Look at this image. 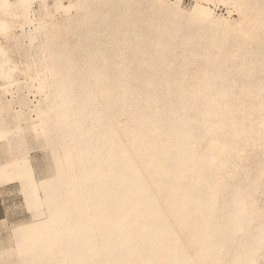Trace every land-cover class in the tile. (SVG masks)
Segmentation results:
<instances>
[{
  "label": "bare ground",
  "instance_id": "1",
  "mask_svg": "<svg viewBox=\"0 0 264 264\" xmlns=\"http://www.w3.org/2000/svg\"><path fill=\"white\" fill-rule=\"evenodd\" d=\"M31 1L0 0V36L14 29L12 22L21 13L26 21L22 29L28 35L30 46L33 43L30 35L35 29L47 30L53 25L52 20L44 21V17L36 23L27 19L26 11L31 8ZM116 1L118 5L119 1ZM123 1L146 5L148 8L139 18L141 27L148 26L151 31L154 27L150 40L137 29L142 34L139 38L145 37L149 41H144L149 48H145L144 42L137 43L140 71L133 62L136 71H128L123 82L119 80L120 76L114 75L113 87H124L119 94L113 92L115 95L109 96L110 101L106 98L111 108L97 101L104 109L109 108L107 111L96 107V97L101 92L99 94L98 91L99 96L97 90L95 95L94 89L92 93L87 92L89 95L83 97L92 95L94 100L93 105L89 106L87 118L84 113L88 108L86 104L90 102L89 97L85 104L86 99L83 98V103L78 102L73 106L70 101L65 106L67 93L73 96L70 94L72 90L75 93L80 88L74 90L68 87L69 84L57 83V97H64L63 104L52 105L49 111L53 116L34 121L33 124L36 132L49 140L54 160V175L39 187L40 199L28 171L23 167H14L17 170L14 178L22 182L21 190L26 204L36 208L43 205L45 209L42 210L44 217L42 220L40 218L41 221L37 220L31 227L14 230L17 232L13 241L16 242V253L21 264H257L258 259L264 258V199L263 205L257 207L253 194L261 190L264 196V180L260 181L257 176L253 179L249 176V179L248 175L241 178L239 171L242 172L243 168L228 166L227 160L231 159L229 156L233 155L232 147L235 144L245 150L251 140L259 141L258 149L264 144V40H259V46L263 48L256 47L252 55L245 53L246 48L249 51L247 44V47L243 45L245 50L238 43L236 47L232 43L228 48L230 51L234 46L235 51H242L245 53L243 55L226 51L224 42L233 33L241 32L245 20L240 14L238 21L216 16L213 10L204 5L210 0H192L191 7L183 6L182 0ZM220 1L223 4L228 0ZM77 2L65 8L64 12L68 13L71 8L76 16L82 17L74 21V31L86 32L78 31L79 37L96 36L104 23L109 25L112 20L116 21L113 15L117 12L110 3V7H104H109L110 12L115 10L111 14L113 19L109 13H101L103 4L98 11L93 10L94 15L92 7L89 12L90 0ZM229 4L237 7L235 0ZM121 10H117L118 13ZM253 10L251 8L250 12ZM128 11L132 13L130 8ZM228 13L230 17L232 13ZM88 15H94L93 20L87 19ZM255 16V23L248 30L244 27L242 37L255 33L256 38H261L264 34V4ZM120 17H124V14ZM121 18L117 17V22ZM129 18L127 22L121 20L127 23L123 22L126 25L122 30L117 26L119 24H115L117 27L111 24L117 28L116 34L119 33L124 40L126 36L136 39L139 34L136 33L135 19ZM72 25L64 22L65 30L71 29ZM70 31V36L75 33L71 34ZM113 34L111 37H114ZM140 39L135 41L139 42ZM200 42L204 46L197 54L191 47L201 48ZM250 42V46H253ZM188 46L190 49H184ZM132 47L129 46L130 50ZM85 49L87 52L88 48ZM66 56L68 59L73 57L70 54ZM196 57L203 59L199 64L202 67L200 71H196V66L195 71L171 70L175 65L178 70H188V63ZM67 58L56 59L60 68L70 70L73 62L72 68L79 64L75 63L77 60ZM245 60L249 61L247 65L251 62L252 69L249 65L244 72L245 66L242 65L243 71H239L236 63L242 64ZM56 63L55 66L58 65ZM256 66L258 71L255 70ZM68 70V73L62 71L61 75L66 73L72 76V71H76L75 68ZM78 72L74 73L77 75ZM51 84H45V89L42 86L45 94L43 90L42 93L56 97L57 91H53ZM84 91L77 93L83 94ZM71 109L81 111L70 119L67 113ZM115 114L119 115L118 120L125 117L124 121L113 119ZM252 147L248 150H252ZM0 175L4 176L3 173ZM65 180L67 184H64ZM36 212L32 211L33 214ZM2 258L0 253V264H10L2 261Z\"/></svg>",
  "mask_w": 264,
  "mask_h": 264
},
{
  "label": "rangeland",
  "instance_id": "2",
  "mask_svg": "<svg viewBox=\"0 0 264 264\" xmlns=\"http://www.w3.org/2000/svg\"><path fill=\"white\" fill-rule=\"evenodd\" d=\"M12 1H14V0H12ZM77 1H80V0H32L30 2L31 8L28 9L30 12L28 10L26 11L27 19L29 18L30 19L29 21L33 20L32 21L33 23H36V21L38 19H42L43 17H44L43 18L44 21H51V20L53 21V25L51 27L47 28V30H41V29L36 30L35 29L31 33L30 36H31V39L33 41L32 46H30V40L28 38L27 33L23 32L24 30L22 29L23 25H25V22H26L25 17L22 13L18 16V18L16 19L15 22H12V24L14 25V29L8 31L5 35H1L2 37H4V39H2L0 36V173L4 174V176L0 175V253L2 254V257H3L2 261H7L10 264H21V261L17 255L18 253H16L17 252L16 251L17 245H15L16 242L13 241L15 239V238L13 239V236L15 237V233L17 231H19L20 229L26 227V226L27 227L33 226L34 222L36 223L37 220L41 221L44 217L43 211H45V209H44L43 205H41L42 207L41 206L38 207V208H42V209L37 210L38 208H36L35 206H31V205L28 206V204H26L25 197H23L22 190H21L22 189V185H21L22 182H20L19 180L14 178L15 175L17 176V170H15L14 167L15 166H17V168L23 167L25 170L28 171V173L31 176V181L34 182L37 186L38 194H39L38 197L40 199L41 190L39 189V187H41L44 183L50 181V179L54 175V172H55L54 171V160H53V157L51 155V151H50V147H49L50 142L48 143L49 140H45L44 139L45 137H42L41 135H39L36 132V130L34 129L33 124H34V121L37 122L38 120L41 121L44 119H50L53 116V113L49 111L50 108L52 107V105L57 104L58 106H60V103H61V105L63 104L62 99L64 97H60L61 99L58 98L59 96L57 97V95H59V92L57 91V87H59V86H57V83L59 85H60V83H62V85L64 83L69 84L68 87L71 86L72 87L71 89H74V90L80 88V91L76 90L75 93L72 90V92L70 94H72L73 96L76 94V96H74V97L68 95L69 93H67V95L65 96L66 98L64 99V101H66V102L63 104L65 106H67L68 103H70V101H71L70 104L73 103L72 105L74 106L78 102L83 103V101H81L83 98L86 99V100L84 99L85 100L84 104L87 103L88 100L90 99L89 100L90 102H88V104H86L88 108L86 110V114L84 113L85 118H87L86 115L89 116L90 107H91V105H93L92 103H94L93 102L94 100L92 98V95L90 97L88 96L89 97L88 100H87V98H88L87 96L86 97H83V96L86 94L89 95V93H87V92H91V91H93V89H94L93 95H95L96 90H97V96H99L98 91H99V94L101 92V94L103 95L102 96L100 94L99 97H96V99L98 98V100H96V102L99 101L100 104L102 103L104 106L106 105L105 107L109 106L111 108L112 105L110 106V104H109L110 102L108 103L107 99H108V101H110L111 95L119 94L121 89L124 87V86H122V87H118L116 89H115V87H113L114 75L117 74L118 76H120L119 80H121L123 82V80L127 77L129 72L131 73V71H133V70L136 71V69H134V67L137 68V71H140L141 65L138 64L140 61V56H139V50L140 49L138 48L137 43L140 44V42L141 43L144 41L147 42L146 41L147 39L150 40V37L152 36V34H150V32L153 33V31H154V27L152 26L153 25L152 23H151V26L153 27L152 31L148 28V26H147V28L150 31L146 27H141L142 21L139 18L144 14V11H145L144 9L148 8L146 5H141L140 3L138 4L137 2L129 4V2L126 3L123 1V3H122V0H121V5H122V8H121V5H119L120 0H118L119 6L117 5L116 0H105L106 2L104 0H102L103 2H101V0H98V2H97V0L96 1L90 0L91 1V3L89 4L90 9L88 8L89 12L91 10V7H92L91 11H93V10L98 11L99 7L103 4L102 5L103 8H101L102 6L100 7L102 9L101 13L107 12V13H109V15L112 18V15L115 12V10L117 13H118L117 10H121V9L122 10H121V13L120 12L118 13L119 16L118 15L114 16L117 13H115L113 15L114 18L116 17L115 18L116 21L112 20L113 23L111 21V23L109 25L104 23L103 27L100 28V31L97 33L96 36L91 35L90 37H88L87 35H82V37H79L78 33H77L78 31H81V33H84V34H86V32L82 31V30L74 31V29L76 28V27H74L75 26L74 21L77 18H79L81 20L82 17H80L78 15L76 16L75 11L71 8H70L68 13L64 12L65 8H67L68 6L71 7V6L75 5L76 3H78ZM211 1L212 0H210V2L209 1L204 2V5H206L211 10H213V13L215 15L217 14L220 17L221 16L226 17V18L228 17L232 21H238L240 19L239 14L242 17H244L245 21L243 22V24L240 28L241 32L245 31L244 27L246 30H248L255 23V21L257 19V16H255V15H257L258 10H260L261 5L264 4L263 0H243V1L235 0L237 3V7L234 8L229 4L232 0L231 1L228 0L227 2H224L223 4L220 0H213L212 3H211ZM71 2H75V3L73 4ZM94 2L96 4L99 3L100 5H96ZM240 2H241V4H240ZM109 3L111 5V7H113L115 9V10H112V12H110L111 10L109 9V7H110L108 5ZM115 3H116V5H115ZM182 4L185 7H191L192 6V0H182ZM114 5H115V7H114ZM32 6H34V7H32ZM49 6H50V8H49ZM104 6H109V7H106L107 8L106 9ZM117 6L120 8L118 9ZM93 7H95V8L93 9ZM250 7L254 9L253 10L254 12H250V10H251ZM113 8H111V9H113ZM129 8L132 12L130 14L133 16H131L129 14V12H130V11H128ZM229 8H231L232 11ZM94 11L92 14H94ZM32 12H33V14H32ZM228 12L232 13V14H230L231 15L230 17H229V15H227V14H229ZM123 14H124L125 18L120 17V16H123ZM94 15H92V17H94ZM92 17H90L88 15L87 19L93 20ZM117 17H118V19L121 18V20H125L126 22H127V20L130 19L129 17H133L135 19V22H136V26H135L136 31H137V29L141 30L140 32L144 33V35H146L147 39L145 37H143L144 40H143V38H141L143 40L142 41L139 38V37H141L142 34L138 31L136 32L137 34L139 33L138 36L136 35V39L137 40L140 39L141 41H139V42L135 41L136 40L135 37L132 39V37L130 38V37L126 36L127 39L128 38L129 39L124 40L119 33H117V34H119L120 36H117V34H116L117 31L115 30L117 28H113V27L114 26L115 27L120 26L121 27L120 30H122V28L124 29L125 25L127 24L125 21L121 22V20H119L120 22H117L118 21ZM63 20H65V21H63ZM62 22H63V25H62ZM64 22L72 23L73 25L71 26V29L69 28L68 30L67 29L65 30ZM123 22H125L126 24L124 23L125 25H123ZM116 23L119 25H117ZM138 23H140V24H138ZM111 24H113L114 26ZM137 26H139V27H137ZM17 27H18V29H17ZM144 28L147 31V33H146V31H144ZM70 30H72L73 32H71ZM69 31L71 32V34L74 32L75 33L70 36ZM113 32H114V34H113ZM241 32L233 33V35L230 36L231 38L228 37V41L226 40V42H224L223 45L224 46L227 45L226 47H224L225 49H227L226 51H228L229 46H232L234 44V46L236 47L237 43H238V45L241 48H244V50L247 47V45H249V47H248L249 51L247 52V48H246L245 53L247 55H250V54L252 55L253 52H255L254 49L262 47V46H259V43L262 40H264V36H262L264 34L261 35V38L260 37L256 38L255 33H253V34L249 33L250 35L245 34L246 37H242L244 33L242 34ZM75 34H77V35H75ZM112 34L114 37H111ZM234 34H237V35L240 34V35L236 36ZM7 35H9V36L7 37ZM73 35H75V36H73ZM147 35L149 37H147ZM5 36H6V38H5ZM233 36H234V39H233ZM247 36L251 39H249ZM116 37L118 39H116ZM236 38H238V39H236ZM246 38L249 39L248 40L249 42L251 40V42H252L251 45H253V46H250V44H249V42H247ZM232 39L235 41L232 42L233 41ZM129 40L132 43L129 42ZM259 40H260V42H259ZM46 41H48V42H46ZM50 41L51 42L53 41V43H51ZM230 41H231V43L229 45ZM50 43H51V45H50ZM133 43L135 46L133 45V47H132ZM147 43H145L146 44L145 48H149V47H147L148 46ZM75 44H76V47H74ZM201 44H202V42H200V45ZM128 45L130 47H132L131 50H130ZM243 45H246V47L245 46L243 47ZM77 46L78 47L83 46V47L80 49ZM202 46H204V45H201V48L199 46H196L197 48L191 47V49H193L194 52L198 54L200 52V50L202 49ZM234 46L232 49H230L231 52L228 51L229 53L241 54V55L245 54L242 51H240V52L235 51ZM84 47L88 48L87 52H86V49ZM64 48H66L65 49L66 52L63 51ZM75 48L76 49L78 48L79 50H74ZM133 49H135V51ZM179 49L180 48H178L177 50H179ZM184 49L188 50V49H190V46H188L187 48L184 47ZM44 50H45V52H44ZM80 50H81L82 54H81ZM84 50L86 53L84 52ZM89 50H90V52H88ZM111 50H113L114 54L111 53ZM198 50H199V52H198ZM60 51L62 53H60ZM67 51H68V53H67ZM91 51H93L94 53ZM133 51L136 53V56H135V53ZM83 52L85 53V55L83 54ZM128 52H130V54ZM132 52L134 55L133 54L131 55ZM46 54H48L47 58H46ZM65 54L66 55L70 54L74 58L71 57L68 59L67 58L68 56H66ZM91 56H92V60L90 59ZM99 56L102 57L103 60ZM43 57H44V59H43ZM54 57H55V59H53ZM59 57H61L63 59L67 58V60H72V59L74 61L77 60V62L75 61V63L78 64V62H79V64L76 65V67L73 66V68H75L76 71H79L77 73L78 76L76 75V73H74L76 71H74L72 68V65H74V62L72 63V65H70V67H71L70 70H68V68L64 69V68H62V66L60 68L59 63L57 62L58 65L56 63V59ZM93 57L94 58L96 57V58L94 59ZM135 57H136V59H135ZM39 58H40V60H39ZM109 58H111V59H109ZM51 59L54 61L51 62ZM126 59H127V61H126ZM128 60L129 61L132 60L131 61L132 63L129 62ZM198 60H200V61H198ZM97 61H99V62L101 61V63L103 61V63L100 64ZM195 61H197V63ZM201 61H203L202 58L196 57V58H194V60L191 61V63L190 62L188 63V67H189L188 70H187V68L178 70L179 68L176 65L173 66L171 68V70L172 71H192V69H193V71H195L194 68L196 66V68H195L196 71H198V70L200 71V69H202V67L200 66L202 63ZM126 62H128V63H126ZM133 62H134V64H133ZM244 62H242V64L236 63V67L239 71H241L243 69V66H245L244 72H246L247 68L249 69V67H251V62L249 64L250 66L247 65L249 63L248 60H245ZM55 63L57 66H55ZM132 64L134 65V67ZM239 66H242V67H239ZM247 66H249V67H247ZM49 68L53 69V70H50ZM59 69L61 71H59ZM251 69H252V67H251ZM54 70H57L58 72H56ZM66 70H68V71L73 70L72 76H71V74L67 75L66 73H68V72H66ZM255 70L258 71L257 66L255 67ZM44 71H45L44 74H46V75L43 74ZM49 71H50V73H49ZM62 71L66 72V73H64V75L66 74L65 75V79H66L65 82H64V75H61V73L63 74ZM52 74L54 75L53 77L51 76ZM73 74H74V76H73ZM99 74L100 75L102 74V76H100ZM110 74H111V76H110ZM95 75L100 76V77H98V79H97V76L94 77ZM42 76H44V77L47 76L48 78L47 77L46 78L48 80ZM39 77L40 78L42 77V78L40 79ZM107 78H108V82H106ZM72 80H73L72 84L76 85V87H74L71 84ZM49 81H50V83H49ZM76 81H78V82H76ZM96 81H97V83H96ZM43 82H44V84H43ZM55 82H56V84H55ZM82 82H83V84H81ZM45 84L47 86L49 84L53 85L52 86L53 91L54 90L57 91L56 97H53L51 95V97H52L51 98L49 96L44 95L45 92H44L43 88L44 89L46 88ZM79 85H80V87H79ZM83 85H85V86L83 87ZM42 86H44V87L42 88ZM85 87L86 88L88 87V89H86ZM111 88H112V90L115 89L116 91L115 90L112 91ZM42 90H43L44 94L42 93ZM81 91H84L86 93L82 92L83 94H79V93H81ZM77 92H79V93H77ZM110 92H111V94H109ZM81 95H82V98H81ZM68 96H70L73 99V101L71 99L69 100L70 97L67 98ZM109 96H110V98H109ZM53 98H56V101H57V99H60L61 101L60 100L57 102L53 101ZM77 98H81V99L79 100ZM76 99L78 101H76ZM102 99H103V101H102ZM91 100H92V102H91ZM99 103L97 102L98 106L96 104V107L98 108V110L100 107H102L104 109L105 107H103V105L100 106ZM104 110H106V109H104ZM68 111H69L67 113L68 117L70 119H72L71 116H73V118H74L78 114V112L81 111V109L80 110L71 109ZM117 115L118 114H115L114 115L115 118H114V116L112 118L113 119L120 118L119 115L118 116ZM123 118L125 119V117H123ZM123 118H121V119L124 121ZM120 120H118V121H120ZM73 122L74 121H72V123ZM251 142L249 143L250 146L248 144V146L245 147L246 150L242 149L243 147L241 145L235 144L232 147L233 155L229 156V157H231V159L228 158L227 163H228V166H231V167H240L239 168L240 170H241V168H243L242 172L239 171V175L241 178L248 175V178L250 176V178L253 179V177L257 176L260 178V181H262V180H264L263 179L264 178L263 177L264 176V160H263L264 159V157H263L264 156V150L262 151V147L264 144H261L262 145L261 149H258V148H260V146H259L260 144H258L259 141L255 140L254 141L255 143H254L253 140H251ZM256 144H258V145H256ZM252 145H256V146L252 147ZM251 147H252V150H248ZM256 148L258 149L257 151H256ZM233 149H236V150H233ZM240 150H241V152H240ZM253 150H254V152L252 154L251 151H253ZM249 154H251L252 156H249ZM240 155H242V156H240ZM59 157H60V155H59ZM250 157H252V159L248 160V158L250 159ZM255 158L257 161L254 160ZM233 159H234V161H232ZM250 161H252V162H250ZM258 162H259V164H258ZM242 164L243 165L246 164V165L243 167ZM250 164H251V166H250ZM261 165H262V167H260ZM246 169H247L248 173L247 172L245 173ZM249 169L251 172L249 171ZM243 170H245V171H243ZM240 172H241V174H240ZM64 184H67L66 180L64 181ZM260 193H261V190H258L256 193L253 194V199H254L257 207H261L263 205L264 196L262 195V193L261 194ZM32 208H33V210H32ZM31 210L34 212L35 211H37V212L33 214ZM40 215H41V217H40ZM40 218H41V220H40ZM31 224H33V225H31ZM14 230H17V231L14 232ZM14 242H15V244H14ZM15 254H16L17 259L15 257ZM261 262L264 263V258L258 259L257 264H262Z\"/></svg>",
  "mask_w": 264,
  "mask_h": 264
}]
</instances>
